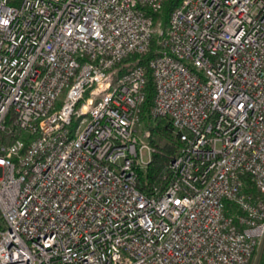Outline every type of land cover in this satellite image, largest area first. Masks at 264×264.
<instances>
[{"label":"built area","instance_id":"obj_1","mask_svg":"<svg viewBox=\"0 0 264 264\" xmlns=\"http://www.w3.org/2000/svg\"><path fill=\"white\" fill-rule=\"evenodd\" d=\"M164 1L0 0V264L264 259V0H183L163 29ZM154 38L181 144L147 197Z\"/></svg>","mask_w":264,"mask_h":264},{"label":"trees","instance_id":"obj_2","mask_svg":"<svg viewBox=\"0 0 264 264\" xmlns=\"http://www.w3.org/2000/svg\"><path fill=\"white\" fill-rule=\"evenodd\" d=\"M182 1L165 0L162 9L154 14L155 21L160 20L163 29L167 27L173 11ZM160 50L161 47L158 45V38H154L149 53L141 59V65L147 67L148 71L147 98L142 110V121L153 132V137L151 138L153 156L147 171L139 175L136 187L141 194L147 197L152 196L156 192H161L166 188L171 177L169 169L170 163L181 144L179 138L174 134L170 122L165 119H154L151 115V107L155 97V85L151 71L148 69V64L152 58L159 54ZM7 139L6 134L0 133V142L6 141ZM236 213H238L237 207L227 202L226 215L234 216ZM263 261L264 259L262 258L261 264H263Z\"/></svg>","mask_w":264,"mask_h":264},{"label":"rangeland","instance_id":"obj_3","mask_svg":"<svg viewBox=\"0 0 264 264\" xmlns=\"http://www.w3.org/2000/svg\"><path fill=\"white\" fill-rule=\"evenodd\" d=\"M164 142V140H163ZM261 259H262V254L261 251L259 253H257L255 260H254V264H261Z\"/></svg>","mask_w":264,"mask_h":264},{"label":"clouds","instance_id":"obj_4","mask_svg":"<svg viewBox=\"0 0 264 264\" xmlns=\"http://www.w3.org/2000/svg\"><path fill=\"white\" fill-rule=\"evenodd\" d=\"M3 23H7V21H3Z\"/></svg>","mask_w":264,"mask_h":264}]
</instances>
